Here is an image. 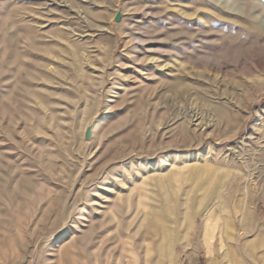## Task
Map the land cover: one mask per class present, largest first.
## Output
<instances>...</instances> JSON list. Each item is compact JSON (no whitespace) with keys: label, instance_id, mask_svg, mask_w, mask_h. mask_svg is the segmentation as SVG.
<instances>
[{"label":"rangeland","instance_id":"374dc122","mask_svg":"<svg viewBox=\"0 0 264 264\" xmlns=\"http://www.w3.org/2000/svg\"><path fill=\"white\" fill-rule=\"evenodd\" d=\"M0 264H264V0H0Z\"/></svg>","mask_w":264,"mask_h":264},{"label":"water","instance_id":"95a60500","mask_svg":"<svg viewBox=\"0 0 264 264\" xmlns=\"http://www.w3.org/2000/svg\"><path fill=\"white\" fill-rule=\"evenodd\" d=\"M119 18H120V15H119V13L117 12V13L115 14V16H114V21H119ZM90 134H91V129H90V127H88V128L86 129L85 133H84V137H85L86 139H88V138L90 137Z\"/></svg>","mask_w":264,"mask_h":264},{"label":"crops","instance_id":"0c3cea01","mask_svg":"<svg viewBox=\"0 0 264 264\" xmlns=\"http://www.w3.org/2000/svg\"><path fill=\"white\" fill-rule=\"evenodd\" d=\"M209 226V224L207 223L206 224V228ZM211 238H212V235L210 234L209 235V237L207 238L208 240L206 241V245H207V248L210 250L211 249V245H212V243H211Z\"/></svg>","mask_w":264,"mask_h":264}]
</instances>
